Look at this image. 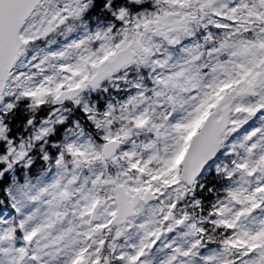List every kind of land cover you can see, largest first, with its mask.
<instances>
[{
	"label": "snow or ice",
	"instance_id": "obj_1",
	"mask_svg": "<svg viewBox=\"0 0 264 264\" xmlns=\"http://www.w3.org/2000/svg\"><path fill=\"white\" fill-rule=\"evenodd\" d=\"M0 264H264V0H0Z\"/></svg>",
	"mask_w": 264,
	"mask_h": 264
}]
</instances>
